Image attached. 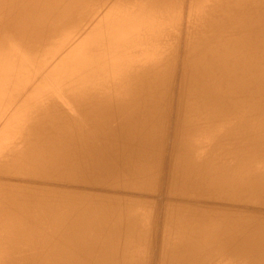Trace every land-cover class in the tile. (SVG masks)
Returning <instances> with one entry per match:
<instances>
[{"label":"bare ground","instance_id":"bare-ground-1","mask_svg":"<svg viewBox=\"0 0 264 264\" xmlns=\"http://www.w3.org/2000/svg\"><path fill=\"white\" fill-rule=\"evenodd\" d=\"M57 169L0 264H264V0H0V175Z\"/></svg>","mask_w":264,"mask_h":264},{"label":"rangeland","instance_id":"rangeland-1","mask_svg":"<svg viewBox=\"0 0 264 264\" xmlns=\"http://www.w3.org/2000/svg\"><path fill=\"white\" fill-rule=\"evenodd\" d=\"M171 71L172 68H170ZM167 72L168 75H166V77H171V75H169L170 73L172 74V72ZM121 116V114L119 115ZM114 113H106L103 115V118L98 121V132L100 131V133H97V136H101L103 135V131L108 130L110 127H112L115 124L114 121ZM59 169L54 170V172H52L51 174H48L47 176L43 177L42 180L38 181L32 178H28L22 175H8V176H4V175H0V181L1 179L4 181H14V182H20V183H28V184H36L39 183V185L45 186V187H56V188H82L84 185H77V184H73V183H68L66 181H56V174L58 172ZM128 186L125 188H119V189H103L101 187H94V191L97 192H109V191H118L119 193H125L126 195L129 196H133V197H137V198H141V199H146L148 201H152L155 198L154 193L150 192V191H142V190H138L137 187L134 186L132 181L127 182ZM27 185V184H25ZM88 188V189H87ZM127 188V189H126ZM129 188V189H128ZM133 188V189H132ZM136 188V189H135ZM82 189L84 190H89V187H83ZM138 190V191H137ZM148 198V199H147ZM222 204H228V203H222ZM235 206H238L237 208H240L242 205L241 203H235ZM264 208V206H263Z\"/></svg>","mask_w":264,"mask_h":264}]
</instances>
